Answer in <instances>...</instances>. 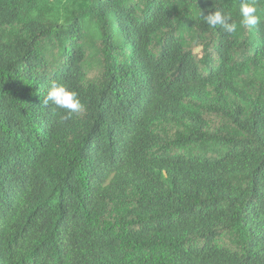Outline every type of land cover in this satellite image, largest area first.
I'll use <instances>...</instances> for the list:
<instances>
[{
  "label": "trees",
  "instance_id": "trees-1",
  "mask_svg": "<svg viewBox=\"0 0 264 264\" xmlns=\"http://www.w3.org/2000/svg\"><path fill=\"white\" fill-rule=\"evenodd\" d=\"M241 2L0 0V264H264V22L201 17Z\"/></svg>",
  "mask_w": 264,
  "mask_h": 264
},
{
  "label": "clouds",
  "instance_id": "clouds-1",
  "mask_svg": "<svg viewBox=\"0 0 264 264\" xmlns=\"http://www.w3.org/2000/svg\"><path fill=\"white\" fill-rule=\"evenodd\" d=\"M256 0H242L240 5L241 20L239 25L232 20L231 13H225L220 10L209 12L207 15L201 17L211 27L219 25L227 33L234 34L237 32L238 27L254 28L258 23L264 22V16L258 14ZM51 102L56 108L64 109L67 111V115L61 117V120H67L72 114H77L83 111L84 105L79 99L78 93L70 90L65 85L52 82L46 97L44 98V104Z\"/></svg>",
  "mask_w": 264,
  "mask_h": 264
},
{
  "label": "rangeland",
  "instance_id": "rangeland-1",
  "mask_svg": "<svg viewBox=\"0 0 264 264\" xmlns=\"http://www.w3.org/2000/svg\"><path fill=\"white\" fill-rule=\"evenodd\" d=\"M196 40V34L194 31H189L188 34L185 37V45L187 49H190L193 47Z\"/></svg>",
  "mask_w": 264,
  "mask_h": 264
}]
</instances>
